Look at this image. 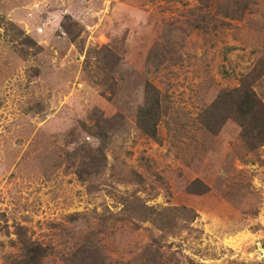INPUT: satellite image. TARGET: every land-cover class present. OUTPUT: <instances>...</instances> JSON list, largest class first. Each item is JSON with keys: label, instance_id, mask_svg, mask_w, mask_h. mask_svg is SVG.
<instances>
[{"label": "rangeland", "instance_id": "obj_1", "mask_svg": "<svg viewBox=\"0 0 264 264\" xmlns=\"http://www.w3.org/2000/svg\"><path fill=\"white\" fill-rule=\"evenodd\" d=\"M0 264H264V0H0Z\"/></svg>", "mask_w": 264, "mask_h": 264}, {"label": "trees", "instance_id": "obj_2", "mask_svg": "<svg viewBox=\"0 0 264 264\" xmlns=\"http://www.w3.org/2000/svg\"><path fill=\"white\" fill-rule=\"evenodd\" d=\"M244 92H245L244 95H246V98H250V97L253 98V93L251 90L248 89L247 91H244ZM242 106H244L246 108V111H244V113H242L241 115H245V114H247L245 112H249V110H255V108L257 107L256 103L254 101H251V100H247V101H245V103H242L240 105V108Z\"/></svg>", "mask_w": 264, "mask_h": 264}]
</instances>
